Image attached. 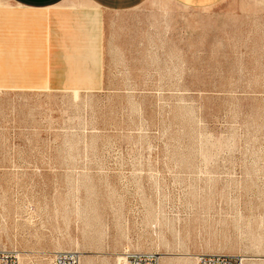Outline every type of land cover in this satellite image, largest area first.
<instances>
[{
  "label": "rangeland",
  "instance_id": "rangeland-1",
  "mask_svg": "<svg viewBox=\"0 0 264 264\" xmlns=\"http://www.w3.org/2000/svg\"><path fill=\"white\" fill-rule=\"evenodd\" d=\"M114 18L106 77L0 78V248L20 264H264V0H146Z\"/></svg>",
  "mask_w": 264,
  "mask_h": 264
},
{
  "label": "crops",
  "instance_id": "crops-1",
  "mask_svg": "<svg viewBox=\"0 0 264 264\" xmlns=\"http://www.w3.org/2000/svg\"><path fill=\"white\" fill-rule=\"evenodd\" d=\"M10 1L14 8L0 13V78L28 80L25 86L35 89L106 77L103 64L123 46L114 16L146 0ZM173 1L205 8L222 0Z\"/></svg>",
  "mask_w": 264,
  "mask_h": 264
},
{
  "label": "built area",
  "instance_id": "built-area-1",
  "mask_svg": "<svg viewBox=\"0 0 264 264\" xmlns=\"http://www.w3.org/2000/svg\"><path fill=\"white\" fill-rule=\"evenodd\" d=\"M81 256L74 251L56 252L52 264H81ZM0 264H20L17 250L0 248ZM124 264H160V256L155 252H128ZM196 264H244L243 257L233 254H201Z\"/></svg>",
  "mask_w": 264,
  "mask_h": 264
},
{
  "label": "bare ground",
  "instance_id": "bare-ground-1",
  "mask_svg": "<svg viewBox=\"0 0 264 264\" xmlns=\"http://www.w3.org/2000/svg\"><path fill=\"white\" fill-rule=\"evenodd\" d=\"M263 240H264V236H261V237H257V239H256V243L259 245L260 243H262L263 242ZM67 251V250H66ZM60 252H65V251H60ZM128 253V252H127ZM126 253V254H127ZM125 254V255H126ZM19 256H20V252H19ZM257 257V256H256ZM255 257V258H256ZM161 258V257H160ZM261 258V257H260ZM123 260L125 261V256L123 257ZM196 263H197V257H196Z\"/></svg>",
  "mask_w": 264,
  "mask_h": 264
}]
</instances>
